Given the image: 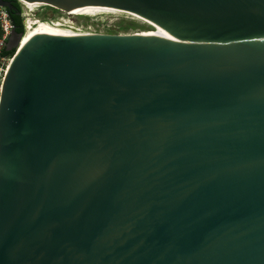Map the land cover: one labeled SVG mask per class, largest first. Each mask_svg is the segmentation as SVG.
I'll use <instances>...</instances> for the list:
<instances>
[{"label":"water","instance_id":"1","mask_svg":"<svg viewBox=\"0 0 264 264\" xmlns=\"http://www.w3.org/2000/svg\"><path fill=\"white\" fill-rule=\"evenodd\" d=\"M19 1L169 37L14 28L0 264H264V0Z\"/></svg>","mask_w":264,"mask_h":264},{"label":"rangeland","instance_id":"2","mask_svg":"<svg viewBox=\"0 0 264 264\" xmlns=\"http://www.w3.org/2000/svg\"><path fill=\"white\" fill-rule=\"evenodd\" d=\"M22 14L31 15L34 25L38 21L48 22L52 25L60 24V29L67 33H84L95 32L98 34H144L150 35L156 30L152 25L146 23L144 20L135 17L131 14L121 12H87L83 14L67 13L64 11H54L46 5L28 6L22 5ZM134 22L136 28L125 31L122 26L125 24L121 22Z\"/></svg>","mask_w":264,"mask_h":264},{"label":"bare ground","instance_id":"3","mask_svg":"<svg viewBox=\"0 0 264 264\" xmlns=\"http://www.w3.org/2000/svg\"><path fill=\"white\" fill-rule=\"evenodd\" d=\"M23 3L27 4L28 6H38V4H29L25 1H23ZM64 12L67 13H74V14H79V11H86V12H82V16L83 14H86L87 12H94V11H100V12H119V11H115V10H111V9H99V8H73V9H68V10H63ZM135 17H138L142 20H144L146 23L152 25L153 27L156 28V31L151 33L150 35H157V36H161L164 38L169 37L163 30H161L160 28L156 27L154 24H152L150 21L145 20L144 18L137 16V15H133ZM61 26L60 24H56V25H52L48 22H43V21H38L34 26H30L27 31V33L25 34V36L23 37L22 41H21V47L19 50H21L22 48H24V46H26L33 38H35L36 36H43V35H53V36H81V35H76L73 33H67L64 32L62 29H60ZM161 32H160V31Z\"/></svg>","mask_w":264,"mask_h":264},{"label":"built area","instance_id":"4","mask_svg":"<svg viewBox=\"0 0 264 264\" xmlns=\"http://www.w3.org/2000/svg\"><path fill=\"white\" fill-rule=\"evenodd\" d=\"M22 17L24 19V25H25V33H24V36H25L27 31L29 30L28 28L30 26H34V22L31 18L32 17L31 15L22 14ZM14 28L15 26L12 22V19L10 17L8 10L0 6V97H1L3 84L6 79L8 70L14 59V57H10L4 54L7 48L8 40L10 36L12 35ZM92 34H98V33H95V32H84L83 33L82 32L76 35H92Z\"/></svg>","mask_w":264,"mask_h":264},{"label":"trees","instance_id":"5","mask_svg":"<svg viewBox=\"0 0 264 264\" xmlns=\"http://www.w3.org/2000/svg\"><path fill=\"white\" fill-rule=\"evenodd\" d=\"M8 1L13 6L12 9L8 10V12L10 14V17L12 19V22H13L17 32L21 33V34H24L25 33V25H24V19L22 17L21 3L19 2V0H8ZM53 10L54 11H58L56 9H53ZM122 23L125 24L124 26H122V29L125 30V31H128L130 29H134V28L137 27L134 22H129V21L125 22V21H123V22H121V24ZM155 31H153V32H155ZM16 52H17V49L13 50V51H10V52L5 51L4 54L7 55V56H10V57H14Z\"/></svg>","mask_w":264,"mask_h":264},{"label":"flooded vegetation","instance_id":"6","mask_svg":"<svg viewBox=\"0 0 264 264\" xmlns=\"http://www.w3.org/2000/svg\"><path fill=\"white\" fill-rule=\"evenodd\" d=\"M4 1H6V2H9L8 0H4ZM10 3V2H9ZM22 5H24L23 3H21V7H22Z\"/></svg>","mask_w":264,"mask_h":264},{"label":"clouds","instance_id":"7","mask_svg":"<svg viewBox=\"0 0 264 264\" xmlns=\"http://www.w3.org/2000/svg\"><path fill=\"white\" fill-rule=\"evenodd\" d=\"M20 3H23V2H21V1H19ZM24 4V3H23ZM25 5V4H24Z\"/></svg>","mask_w":264,"mask_h":264}]
</instances>
